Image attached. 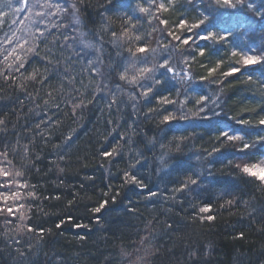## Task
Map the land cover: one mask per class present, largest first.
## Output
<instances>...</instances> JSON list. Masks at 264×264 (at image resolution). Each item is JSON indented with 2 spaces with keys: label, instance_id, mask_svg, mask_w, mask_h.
<instances>
[{
  "label": "trees",
  "instance_id": "1",
  "mask_svg": "<svg viewBox=\"0 0 264 264\" xmlns=\"http://www.w3.org/2000/svg\"><path fill=\"white\" fill-rule=\"evenodd\" d=\"M159 2L165 3L167 11L157 12L155 6L151 11L168 21L163 35L156 33L157 30L153 31V28L160 29L163 25H158L157 20L147 17V14L134 10L137 4L149 7L146 0H85L80 23L74 24L69 41H64L60 35L63 27L58 31L50 23L47 27L52 35L48 36L47 44L32 40L30 35H17L21 43L28 40L24 44L25 49L33 44L38 45L42 57L52 48V41L59 37L57 47L52 50L60 60V67L67 69L75 81L72 86L65 82V87L61 89L60 81L53 80L50 87L42 88L29 79L34 66L44 72V65L39 61L31 62L26 65V71L13 73L7 80L0 75V119L5 120V124L0 125V151H3L5 144L16 149L15 154L9 153L8 156L12 164L5 167L9 171L24 172L15 180L35 185L34 188L25 189H16L13 185V190L22 193L21 199L9 200L7 205L0 201V207L13 206L15 213L14 217H9L11 222H6L0 216V264H129V261L130 264H191L188 250L193 245L201 250L200 264H264V221L259 212L264 207V184L235 167L242 160L233 159L234 149L211 157L207 155L216 146L213 129L207 124L195 130L187 122L166 127L160 124L162 116L157 117L155 111L148 112L149 107H166L159 104L157 99L144 104L141 111L130 116L132 108L127 105L131 103L128 94L132 88L118 81V74L113 81L119 82L123 91L116 92V99L125 102L119 105V111L116 110L117 105L109 110L102 101L95 108L103 111L86 110L81 115L77 110L73 117L71 105L65 103L73 86L79 89L85 102L92 99L93 94H98V88L105 84L115 90L114 83L105 81L93 72L77 55V51L82 48L81 40L94 42L104 50L97 52L92 48L85 51L99 67L107 65L108 54L115 57L118 50L108 43L115 39L112 36L115 31L117 37H121V42L125 43L121 51L126 57L127 47L136 46L127 44V38L122 36L127 27L129 35L141 36L149 49H156L158 53L166 45L169 48L176 45L172 65L180 76L187 73L193 80H199L201 76L208 75V69L214 67L217 60L223 59L221 67L209 77V82L199 86L198 90L206 91L213 100L218 98V111H222L221 119L225 122L239 127L234 122L244 119L253 126L247 142L256 141L257 134L264 136V126L258 125V121L264 119V71L253 74L252 81L248 80L247 72L224 77L222 71H227L228 65L236 59L230 55V44L210 43L211 55L204 57L180 56L178 53L184 52L186 47L193 53H198V49L195 45L185 46L167 35V32L176 30L175 33L179 32L183 37L184 31L177 27L181 17L189 24L196 22L202 18L200 13L205 10L209 0H172L171 3L169 0H157ZM255 2L259 4V0ZM10 10L0 5V12L7 13V16L0 17L4 21L0 24V71L4 73L8 72L3 62V55L7 54L5 49L11 51L15 46V41L9 44L6 40L16 31L14 14ZM59 14L62 15L60 20L54 15L51 21L57 25L61 21L66 24L65 14ZM133 24L136 31L132 30ZM45 27L43 24L40 29L43 31ZM261 27H264V21H256L257 32L250 40L257 48L264 47L259 33ZM32 29L39 36L34 26ZM69 43L72 47H61ZM197 43L204 47V42ZM16 51L24 56L19 48ZM98 56L103 64L96 60ZM148 59L150 62L146 66L149 68L153 63L160 62L159 55L153 59L151 51ZM12 60L13 57L9 56V62ZM137 91L141 89L137 88ZM164 91L165 88H160V92ZM170 98L179 101L185 99L183 96L176 97L175 93ZM45 101L48 103L45 104ZM89 107L93 108L92 105ZM196 108L194 102H188L185 111L191 109L194 112ZM146 114L153 119L146 118ZM109 119L113 121L112 124L105 123ZM125 120L132 126H125ZM36 124H40L39 129ZM118 125L117 131L123 139L117 145L115 136H111L108 144L118 146L124 155L112 162L111 158L101 157L99 149L105 136ZM66 136H73L74 143L67 149L65 159L60 160L55 145L62 144ZM174 136L177 139H173ZM128 138L133 141L143 138L144 142L129 144L125 142ZM153 138L156 144L150 151L146 150L144 144ZM161 143L165 145L163 149ZM108 144L104 147H108ZM137 152L144 153L136 170L147 184L144 189L125 183L122 175L128 170L129 163H135ZM249 152L247 162L255 163L262 159L264 147L257 144ZM161 155L167 161L166 167L160 163ZM3 159L0 156V161ZM60 168L65 171L60 172ZM189 168L191 171L185 175ZM193 172L199 173L201 181L195 192L181 194L173 191L180 187L182 181H187ZM29 191L34 192L35 197L27 196ZM150 191H156L157 195L150 198ZM56 196L60 198L56 199ZM112 196L116 197L115 203L110 200ZM229 199L233 201L232 205L226 203ZM104 200H109L106 207L100 213H93L92 209ZM20 204L24 208H19ZM193 204L196 205L195 211ZM205 204L212 205L211 213H199V207ZM20 213L28 218L25 224L44 228V234L28 232L26 228L18 231ZM208 214L215 216V220L199 219V215ZM69 215L88 227L78 229L72 223H65L61 229H56L55 223ZM96 216L101 218L99 223ZM241 232L244 234L242 238ZM145 235H149V240L141 241ZM126 253H129V260Z\"/></svg>",
  "mask_w": 264,
  "mask_h": 264
},
{
  "label": "snow or ice",
  "instance_id": "2",
  "mask_svg": "<svg viewBox=\"0 0 264 264\" xmlns=\"http://www.w3.org/2000/svg\"><path fill=\"white\" fill-rule=\"evenodd\" d=\"M169 2L171 3L172 0H169ZM146 3L149 7L137 4L134 10L147 14V17L156 19L158 25L165 26L164 28L159 29L160 33L163 35L168 25V21L155 15L151 11V8L152 6H155L157 12L167 11L165 3H157V0H146ZM0 5L6 6L10 9L13 8L12 0H0ZM84 8L85 0H43V2H41V0H33L31 5H29V0H19V7H16L14 11L23 12L28 10L31 12L32 9H39L34 13L37 19L33 21V26L36 28V32L39 33V36L32 33L30 29L28 32L32 40H39L40 43L47 44L48 36L52 35L47 24L50 23L51 26L57 28L58 31L60 27H63L64 30L60 32V35L63 36L64 41H69L70 32L73 29L74 24L80 23V15L84 11ZM52 9H55V12H53ZM57 13L65 14V19L67 20L66 24L64 21H61V24L57 25L51 21V17ZM3 16H7V13L0 12V17ZM200 17L202 18L197 19L196 22L191 24H189L185 18L181 17L177 27L184 31L185 34L183 37L176 35L171 31L167 32V35L172 37L173 40L180 41L185 46L195 45L198 49V53H193L188 51L186 47L184 52H180L178 55L183 56L187 54L190 56L199 55L204 57L206 54L211 55L209 42H211V45L230 44L232 47L230 55L236 59L228 65L227 71H222L221 74L224 77L236 76L237 74L243 75L247 72L248 80L252 81L253 74L258 71H264V47L257 48L250 43L252 36L257 32L256 21H264V0H259V4H257L255 0H209L205 10L200 13ZM128 19L132 20V17L128 16ZM3 23L4 21L0 19V24ZM13 23H15V21H13ZM40 24L46 25L43 31L40 29ZM131 27L133 31H136L135 24ZM156 30V28H153V31ZM259 33L260 39L264 41V27L259 29ZM81 35L83 36L84 34ZM112 36L115 39L108 43L112 44L118 50L115 53V57H113L111 53L108 54L109 63L103 65V67H99L97 62L90 59V54L85 51L86 49L95 48L97 52H101L104 50L102 46L97 47L94 42H85L81 40L82 48L77 51V55L84 59L93 72L100 75L105 81L113 82L115 90L109 89L108 85L105 84L102 88H98V94H93L92 99H88L87 102H85V98H81L79 94V89L74 86L71 87L69 97L65 103L71 105V115L73 117L76 116L77 110H80L81 115L86 110L92 111L95 109L97 111H103L102 109L95 108V106L102 101L107 104L109 110L112 109L113 105H117L116 110L119 111V105L124 104L125 102L123 100L118 102L116 99V92L123 91L122 85L119 82L113 81V77L118 74V81L124 82V85L132 88V92L128 94V99L131 103L127 105L132 108V113L129 114L130 116L141 111L144 104L149 103L153 99H157L159 104L165 105L166 107L162 109H153L149 107L148 112L152 113L155 111L157 117L162 116L160 124L167 127L174 123L179 124L187 122L193 130L207 124L208 127L213 129L216 141V146H214L207 155L211 157L222 151L226 152L229 149H234L233 159L245 161L242 167L239 164L235 167L246 176L264 183V154H262V159L259 163L247 162L248 157L250 156V149L256 147L257 144L264 147V136H259L257 134L256 141L252 143L247 142L252 135L253 126L244 119L236 120L234 122L235 125H238L239 127H234L233 124L225 122V120L221 119L223 115L222 111H218V108H220L218 98L217 100H213L206 91L198 90L199 86L203 85L205 82H209V77L221 67L223 59L217 60L215 66L208 69L207 76H201L199 80H193L187 73H185L184 76H180V73L176 72L172 65L176 45H172L171 48L166 45L160 50V53H158L156 49L150 50L141 36L129 35L128 28L125 27L122 36L127 38L126 43L129 45H136L134 48L132 46L127 47V56L125 57L121 51L124 49L125 43L121 42V37H117L115 31H113ZM58 39L59 37L52 41V48H50L45 56L42 57L39 54L38 45L33 44L25 49L24 44H27L28 40H24L23 43H21L20 38L16 37L15 32H13L10 37H6V40L9 44H12L15 41V46L11 51L5 49L7 54L3 55V62L5 63L8 72L4 73L0 71V75H3L5 80H7L13 73H19L21 70L26 71V65L31 62L39 61L44 65V72H41L38 66H34L32 75L29 77L31 81L38 83L42 88L50 87L53 80L60 81L61 89L65 87V82L67 85L72 86L75 77L72 76L67 69L60 67V60L52 50L57 47ZM137 41L139 44H136ZM197 41L204 42V47H200ZM61 47H72V44L61 45ZM17 48L24 52L23 57L17 54ZM150 51L153 59H156L159 55L160 60L159 63H153L151 68L146 66L150 62L148 59ZM9 56L13 57L11 62H9ZM48 57H51V59H48ZM96 60L99 64H103V60L99 56ZM138 64L142 66L137 67ZM162 87L165 88L164 92H160V88ZM137 88L141 89V91H137ZM173 93H175L176 97L183 96L185 98L184 101L171 99L170 97ZM48 95L51 96L52 93L49 92ZM188 102H194L197 105L196 111L193 112L191 109L185 111V106ZM47 103L48 101H45V104ZM90 105H92L93 108H90ZM56 107L59 108V104H57ZM146 118L153 119V117L147 116V114ZM105 123L112 124L113 121L109 119L106 120ZM4 124L5 120L0 119V125ZM124 125L127 127L132 126L128 124L127 120L124 121ZM258 125L264 126V119H260ZM119 127L120 126L118 125L117 128L111 129L108 136H105L104 140L101 142L99 149V155L106 159L111 158L112 162H115L117 157L123 158L124 155L123 150L118 146L114 147L111 144H108L109 137L111 136H115L117 145L119 140L123 139L117 131ZM36 128L39 129L40 124H36ZM0 131H2V129H0ZM173 139H177V137L174 136ZM179 139H186V137H179ZM125 142L131 144L143 143L144 141L143 138L137 141L128 138ZM236 142H240V144L237 145ZM73 143V136H66L63 138L62 144L55 145L59 150L58 155L60 160L65 159L67 149H69ZM105 144H108V147H104ZM155 144L156 140L153 138L148 140L147 143L144 144V147L146 150L150 151L151 147ZM160 147L163 149L165 145L161 143ZM15 151V147L9 144H5L3 151H0V156L4 158L3 161H0V177L3 178V180L0 181V201H3L6 205L9 200L18 201L21 199L22 193L19 190H13V185H15L16 189L35 187V185H29L27 181L20 183L15 180V177L23 176L24 172L6 170L5 166L12 164V160L8 159L9 153L15 154ZM177 151H179V145H177ZM25 152H27V146H25ZM141 157H144V153L137 152L135 155V163H129L128 170L124 171L122 175L125 177V183L144 189L147 188V184L142 177L137 175L136 171L138 165L141 163ZM196 159L199 160L200 157L197 156ZM160 163L165 167L167 166V161L165 160L164 155H161ZM59 171L63 173L65 169L60 168ZM190 171L191 169L189 168L184 174L188 175V172ZM200 183L199 173L193 172L187 181H182L180 187L175 188L173 191L180 192L181 194L188 191L195 192V188L198 187ZM227 194L228 193H224V195ZM156 195V191L149 192L150 198L155 197ZM27 196L35 197V193L29 191ZM59 198V196H56V199ZM115 199V196L110 197L112 203H115ZM197 199H200V197L197 196ZM69 203L71 204L72 202L70 201ZM108 203L109 200H104L99 206L93 208L92 212L100 213ZM226 203L232 205L233 201L229 199ZM19 208H24V205L20 204ZM192 208L195 211L196 205L193 204ZM211 209V204H205L204 206L199 207V213H211ZM259 212L262 221H264V207H261ZM0 216H2L6 222H11L9 217L15 216L13 206H7L6 208L0 207ZM18 219V231L26 228L28 232L38 231L39 233L44 234V228H36L31 224L24 223V221L28 219L24 213H20ZM95 219L97 223H99L101 218L96 216ZM199 219L201 221H213L215 220V216L211 214L206 216L199 215ZM65 223H72L73 226L78 229H86L88 227L86 224L77 222L75 217L69 215L66 219L62 217L59 222L55 223V228L61 229ZM149 235L142 237L141 241H148ZM243 235V232H241L240 237L242 238ZM81 239H84V237L81 236ZM200 252L201 250L195 245L188 250V258L191 261V264H200ZM21 255H24V253H21ZM125 256L129 260V253H126Z\"/></svg>",
  "mask_w": 264,
  "mask_h": 264
},
{
  "label": "rangeland",
  "instance_id": "3",
  "mask_svg": "<svg viewBox=\"0 0 264 264\" xmlns=\"http://www.w3.org/2000/svg\"><path fill=\"white\" fill-rule=\"evenodd\" d=\"M41 2H43V0H41ZM12 3H13V8L10 10V12L13 15V19L15 21V33H16V37H18L17 35L19 36H23V35H29V32L28 30L30 29L32 33H35V31H32V26H33V21H35L37 18L35 17L34 13L36 11H38L39 9H32V11H28V10H25L23 12H15L14 9L16 7H19V0L16 2L15 0H12ZM33 3V0H29V5H31ZM53 12H55V9H52ZM60 15V16H59ZM57 17H59V20L61 19L62 15L57 13L56 14ZM54 18V15L51 17V20ZM39 26H43V24H40ZM157 28V32L156 33H160L158 27ZM160 28H164L163 26L160 27ZM176 31V30H175ZM174 31V33H175ZM180 31V30H179ZM176 35H179V32L178 33H175ZM211 43V42H209ZM260 160L258 162H255V163H259ZM243 163L244 161H241L239 163V165L242 167L243 166ZM264 184V183H263Z\"/></svg>",
  "mask_w": 264,
  "mask_h": 264
}]
</instances>
